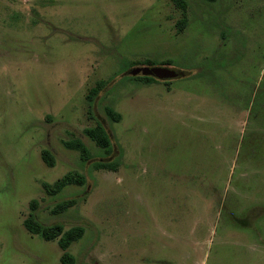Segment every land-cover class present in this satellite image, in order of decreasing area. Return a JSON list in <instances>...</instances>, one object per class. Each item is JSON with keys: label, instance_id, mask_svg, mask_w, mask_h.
Here are the masks:
<instances>
[{"label": "rangeland", "instance_id": "1", "mask_svg": "<svg viewBox=\"0 0 264 264\" xmlns=\"http://www.w3.org/2000/svg\"><path fill=\"white\" fill-rule=\"evenodd\" d=\"M187 1L179 32L171 0H0V264H61L23 226L32 199L44 224L84 228L75 264H264V0ZM145 60L183 76L127 74ZM97 123L109 152L83 134ZM68 172L85 183L47 195Z\"/></svg>", "mask_w": 264, "mask_h": 264}, {"label": "trees", "instance_id": "2", "mask_svg": "<svg viewBox=\"0 0 264 264\" xmlns=\"http://www.w3.org/2000/svg\"><path fill=\"white\" fill-rule=\"evenodd\" d=\"M173 4L181 10V18L177 20L176 26L177 30L181 32L185 26L187 25V8L188 1L187 0H171ZM171 63L170 60L162 62L161 65H169ZM138 64V63H137ZM136 63H130V66L133 67L137 65ZM145 65H155L153 61L145 60L143 62ZM183 76V75H181ZM138 77L145 80V82H156L157 79L150 76H141ZM106 85V81L100 80L97 81L95 86L91 87L86 98L89 105L99 94L100 90L104 88ZM105 112L107 116L112 121H119L121 119V115L116 112L111 106L105 107ZM83 134L92 139L95 144L103 149L105 152H109L111 150V140L109 134L105 127L100 123H97L95 126L87 127L83 129ZM62 144L65 148L70 150L78 151L80 159L82 162H88L92 159V154L85 143L80 138H70L67 140H63ZM41 157L47 166L52 167L54 165V156L48 149H43L41 151ZM94 169H110L115 170L116 163L114 161H95L91 164ZM85 183V178L83 175L78 174L76 172H68L63 175L61 178L55 180L52 183L42 182L43 189L47 195L54 196L60 193L66 186L69 185H83ZM74 199H66L61 202L55 204V206L51 209V212L54 214H59L65 212L69 207L75 204ZM38 211V202L35 199H32L29 202V213L27 217L23 221V226L25 229L34 235L39 236L43 240L52 241L57 240L59 247L63 250L62 255L60 256L61 264H75V257L68 251L69 246L82 238L84 234V228L80 225L72 226L68 229H64V227L59 223L54 224H44L37 217Z\"/></svg>", "mask_w": 264, "mask_h": 264}, {"label": "water", "instance_id": "3", "mask_svg": "<svg viewBox=\"0 0 264 264\" xmlns=\"http://www.w3.org/2000/svg\"><path fill=\"white\" fill-rule=\"evenodd\" d=\"M127 74L132 76H150L157 80L167 81L176 79L183 73L179 69L167 65H143L130 67Z\"/></svg>", "mask_w": 264, "mask_h": 264}]
</instances>
